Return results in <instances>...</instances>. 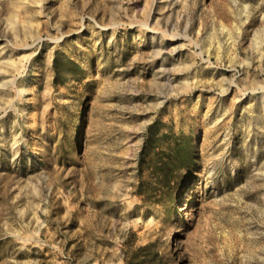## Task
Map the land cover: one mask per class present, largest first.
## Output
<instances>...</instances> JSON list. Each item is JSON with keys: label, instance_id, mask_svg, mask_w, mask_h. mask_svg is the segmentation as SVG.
Masks as SVG:
<instances>
[{"label": "rangeland", "instance_id": "374dc122", "mask_svg": "<svg viewBox=\"0 0 264 264\" xmlns=\"http://www.w3.org/2000/svg\"><path fill=\"white\" fill-rule=\"evenodd\" d=\"M177 148L170 198L153 163ZM146 244L264 264V0H0V264Z\"/></svg>", "mask_w": 264, "mask_h": 264}, {"label": "trees", "instance_id": "16d2710c", "mask_svg": "<svg viewBox=\"0 0 264 264\" xmlns=\"http://www.w3.org/2000/svg\"><path fill=\"white\" fill-rule=\"evenodd\" d=\"M55 68L58 70L57 64L55 65ZM166 154V157L161 155L157 161L155 160V163H153V170H158L156 186H158L163 194H168V196L172 198L174 195H177L181 192L180 190L183 186L181 183L177 182V185L175 186L172 184L175 180H178L177 175L187 163L183 158L181 149L177 148L172 156L168 153ZM150 246L151 244H146L138 248V251L143 253V258L139 262L145 264H148L149 261L151 262L152 259L148 255Z\"/></svg>", "mask_w": 264, "mask_h": 264}]
</instances>
